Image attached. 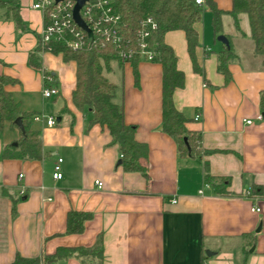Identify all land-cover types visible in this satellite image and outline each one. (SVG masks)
Returning a JSON list of instances; mask_svg holds the SVG:
<instances>
[{
  "label": "crops",
  "instance_id": "1",
  "mask_svg": "<svg viewBox=\"0 0 264 264\" xmlns=\"http://www.w3.org/2000/svg\"><path fill=\"white\" fill-rule=\"evenodd\" d=\"M213 1L223 11L230 9L231 0ZM31 3L19 0L22 29L0 10V74L17 81L5 90L21 111L32 113L43 156L3 157L19 129L0 132V264L11 263L16 255L35 258L59 247H90L98 235L102 264H264V114L259 107L264 67L254 54L247 16L239 17L243 36L228 14L221 16L220 34L236 54L227 67L228 81L216 69L217 54L225 46L216 40L207 7L209 15L194 24L198 41L193 54L200 72L193 69L184 33L164 35L184 74L173 103L187 120V130L200 135L198 157L180 156L175 142L160 130L159 63L141 59L137 84L128 62L121 67L113 63L105 72L117 86L115 100L122 104L125 124L134 125L135 140L147 146L146 159H140L144 177L122 170L108 131L90 124L88 108L71 102L75 62L37 50L43 19ZM31 53L40 69L29 64ZM43 72L52 82L44 81ZM44 86L55 87L57 95L44 99ZM36 115L55 116L56 124L34 121ZM58 159L62 177L54 180ZM204 164L211 176L228 179L226 195L205 183ZM95 181L102 183L100 188ZM69 211L91 214L79 234L65 233ZM50 264L80 262L68 257Z\"/></svg>",
  "mask_w": 264,
  "mask_h": 264
},
{
  "label": "trees",
  "instance_id": "2",
  "mask_svg": "<svg viewBox=\"0 0 264 264\" xmlns=\"http://www.w3.org/2000/svg\"><path fill=\"white\" fill-rule=\"evenodd\" d=\"M114 12L120 16L123 36L131 48L138 44L137 30L146 18H152L156 29L147 39L148 47L153 51L151 62L161 65V124L160 130L167 134L176 144L177 152L182 157H198L200 135L187 130V120L173 103V93L183 87L184 74L176 67V55L173 49L164 42V35L169 31L180 30L185 35L187 51L192 61L194 71L200 72L194 58V48L197 45L198 34L194 24L199 22L203 7L212 14V28L215 36L221 33V16L228 14L232 19L235 31L241 36L239 17L245 14L248 19L250 39L253 51L264 67V0H231L230 9H219L213 0H203V5L195 4L194 0H112ZM3 18L13 21L17 29H22L23 22L19 15V0H0ZM52 53L62 54L65 62H75V86L71 93V102L78 109L88 108L91 114L90 124L105 128L110 137V143L117 145L120 154V166L125 172H138L146 177V169L140 159H146L147 146L134 138L135 126L127 125L123 119V107L115 100L117 86L108 80L105 72L114 63L120 67L125 63L117 56L114 47L104 41L95 40L84 49L72 51L63 43H51ZM43 49L39 46L37 49ZM236 54L229 43L217 54V72L229 80L228 64ZM138 54L130 60L135 84L138 83L136 64L140 61ZM29 64L37 69L41 64L36 54H30ZM43 74H49L43 72ZM50 75V74H49ZM17 81L7 75L0 74V132L6 127L15 128L14 120L20 117L23 132L19 130V138L15 144H8L3 150V157L20 160H40L43 156L40 132L32 127L31 112L19 109L12 93L5 90L6 85ZM259 107L264 114V90L259 94ZM18 128V127H17ZM186 138V143L184 142ZM204 180L215 189L218 195H226L225 188L228 179L211 176L204 164ZM91 214L81 211H69L66 216V234H79L83 231L84 223ZM75 257L80 264H102L103 246L98 235L90 247H59L50 255L41 254L35 258H25L16 255L9 264H50L60 259Z\"/></svg>",
  "mask_w": 264,
  "mask_h": 264
},
{
  "label": "built area",
  "instance_id": "3",
  "mask_svg": "<svg viewBox=\"0 0 264 264\" xmlns=\"http://www.w3.org/2000/svg\"><path fill=\"white\" fill-rule=\"evenodd\" d=\"M195 4L203 5V0H194ZM75 2L73 0H32L30 7L41 13L43 26L39 33L38 43L43 51L51 52V43H63L68 49L77 51L86 48L95 40L104 41L114 47L117 56L124 62H130L135 54L140 59L151 62L153 51L149 49L147 39L152 31L156 29L155 21L148 17L140 23L137 30L138 44L136 48H131L128 40L123 36L120 16L114 12L112 0H85L79 9V16L84 21L91 36L78 27L72 17V10ZM45 82H52L49 74H43ZM58 91L53 86H44L41 95L44 99H49L57 95ZM196 116L194 120H197ZM34 121L44 120V123L51 127L56 124L53 116L36 115ZM250 121H246L249 123ZM54 165L52 178L58 180L62 177L59 163ZM22 175H19L21 178ZM95 185L100 188L102 183L95 181ZM23 192L21 191V194ZM252 211L259 212V208H251Z\"/></svg>",
  "mask_w": 264,
  "mask_h": 264
},
{
  "label": "water",
  "instance_id": "4",
  "mask_svg": "<svg viewBox=\"0 0 264 264\" xmlns=\"http://www.w3.org/2000/svg\"><path fill=\"white\" fill-rule=\"evenodd\" d=\"M59 1H62V0H55V2H59ZM73 1L75 2V4H74L73 10H72V17H73L75 24L78 27H80L81 29H83L87 33L88 36H91V31L88 29V27L86 26L84 21L79 16V9L82 7L85 0H73ZM216 40L219 41L220 43H222L226 48L229 47V41L224 35L219 34L216 37ZM14 124L18 127V129L21 132H23V126H22V122H21L20 117H17L14 120ZM184 142L186 143V138H184ZM205 254L207 256H210L211 253H209V251H206Z\"/></svg>",
  "mask_w": 264,
  "mask_h": 264
},
{
  "label": "rangeland",
  "instance_id": "5",
  "mask_svg": "<svg viewBox=\"0 0 264 264\" xmlns=\"http://www.w3.org/2000/svg\"><path fill=\"white\" fill-rule=\"evenodd\" d=\"M1 10V9H0ZM206 13V15H209V12L208 11H206V8H204L203 10H202V13H201V18H200V22H202L203 21V14H205ZM53 117H55V116H53Z\"/></svg>",
  "mask_w": 264,
  "mask_h": 264
}]
</instances>
